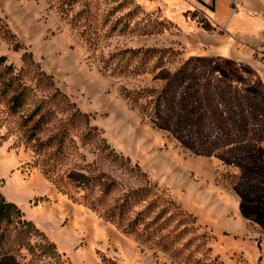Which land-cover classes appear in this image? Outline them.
<instances>
[{"label":"rangeland","instance_id":"rangeland-1","mask_svg":"<svg viewBox=\"0 0 264 264\" xmlns=\"http://www.w3.org/2000/svg\"><path fill=\"white\" fill-rule=\"evenodd\" d=\"M217 1L0 0V191L56 246L17 261L264 264V19Z\"/></svg>","mask_w":264,"mask_h":264},{"label":"trees","instance_id":"trees-1","mask_svg":"<svg viewBox=\"0 0 264 264\" xmlns=\"http://www.w3.org/2000/svg\"><path fill=\"white\" fill-rule=\"evenodd\" d=\"M152 206L153 202L148 205L145 210L139 212L130 222V227L133 228L143 222V215L148 212ZM125 207H127L126 202L121 205V212ZM121 212L118 213L119 220L122 218ZM115 214L114 210L108 216L112 217L115 216ZM194 219H196V217H194L193 220ZM165 224L166 220L163 221V223H160L158 228L162 229L165 227ZM37 233L41 234L43 239H46L45 234L40 231L37 225L32 220L25 218L24 212L17 203L7 200L0 191V264H21L16 259L15 251L23 246L30 249H34V247L37 246L47 256H53L56 254V246L54 242L47 240L36 242L34 244L31 242V237ZM167 237L168 236L162 238V240H165V246L169 239H166ZM174 238L172 240H175Z\"/></svg>","mask_w":264,"mask_h":264},{"label":"crops","instance_id":"crops-1","mask_svg":"<svg viewBox=\"0 0 264 264\" xmlns=\"http://www.w3.org/2000/svg\"><path fill=\"white\" fill-rule=\"evenodd\" d=\"M207 2V0H204ZM242 1V5H243V8L245 9V13L243 15V17L245 18H250L252 16H257L259 19H264V0H241ZM218 1L215 0V4H217ZM196 5L198 7V11L199 12H203L205 11L206 8V4L205 2H199V1H196ZM217 6V5H216ZM216 6H214V9L216 8ZM250 8H254L256 9L258 12L256 14H250L247 12V10H249ZM207 14V16L212 20V21H215L218 20L224 27V31H225V28L229 29L230 28V25L232 24V18H231V13L230 14H225V13H222L219 9H217V11H208L207 9V12H205ZM184 14L187 15V11H184ZM247 31L246 28L242 29V28H238V24H236L235 28H233V31L232 33L235 34V33H240L242 31ZM201 32H204L203 30H201ZM253 41L254 38H253ZM255 63V62H254ZM253 63V64H254ZM254 67H255V70H257V74H255V78L256 79H259L261 83H264V65L262 66L261 63H257L256 65L254 64ZM251 82H254V79H252Z\"/></svg>","mask_w":264,"mask_h":264},{"label":"built area","instance_id":"built-area-1","mask_svg":"<svg viewBox=\"0 0 264 264\" xmlns=\"http://www.w3.org/2000/svg\"><path fill=\"white\" fill-rule=\"evenodd\" d=\"M208 1H212L213 2L215 0H207V2ZM211 7H213V5H211ZM263 37H264V31H263ZM257 51L261 54V57L264 58V40H263L262 44L257 48Z\"/></svg>","mask_w":264,"mask_h":264},{"label":"bare ground","instance_id":"bare-ground-1","mask_svg":"<svg viewBox=\"0 0 264 264\" xmlns=\"http://www.w3.org/2000/svg\"><path fill=\"white\" fill-rule=\"evenodd\" d=\"M17 191H18V190H17ZM17 191H16V192H17ZM50 213H51V212H50ZM94 227H95V226H94Z\"/></svg>","mask_w":264,"mask_h":264}]
</instances>
